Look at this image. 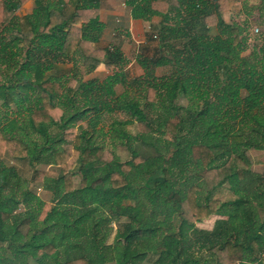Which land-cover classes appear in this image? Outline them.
Wrapping results in <instances>:
<instances>
[{"label":"trees","instance_id":"16d2710c","mask_svg":"<svg viewBox=\"0 0 264 264\" xmlns=\"http://www.w3.org/2000/svg\"><path fill=\"white\" fill-rule=\"evenodd\" d=\"M24 1L2 0L0 264H264V171L248 166L250 147L264 150V30H251L264 0L255 15L248 0H125L133 19L160 18L135 77L96 44L99 0H76L69 18L61 0L16 16ZM232 1L242 8L226 20ZM66 59L71 75L46 76ZM101 63L111 74L83 84ZM5 155L27 160L30 178ZM34 182L51 193L37 214L19 208ZM212 215L225 218L197 226Z\"/></svg>","mask_w":264,"mask_h":264},{"label":"crops","instance_id":"0c3cea01","mask_svg":"<svg viewBox=\"0 0 264 264\" xmlns=\"http://www.w3.org/2000/svg\"><path fill=\"white\" fill-rule=\"evenodd\" d=\"M37 0H26L24 1L14 12L16 16H24L31 14L33 9L36 6ZM44 1H52V0H44ZM205 1H203L204 3ZM233 2V1H232ZM237 3V2H236ZM76 4V0H61V6L63 10V14L65 17L69 18L71 14L74 12V6ZM98 20L104 24V29L101 33L99 40L97 41V45L102 47H108L111 49H118L123 53L125 58L127 59V64L124 67V72H130L128 77H135L142 75L143 70L136 63V58L138 54L151 56L154 53L156 44L150 41V35L148 34V41L145 42L142 37V32L144 31V27L148 25L149 22H153V30L156 31V27L160 21L158 16H153L150 20L143 19H133L130 13V8L126 5L125 0H99V12H98ZM2 21V0H0V22ZM80 25V24H78ZM146 43V44H144ZM153 43L150 47L148 44ZM127 49H136L135 54H130L132 56H127ZM76 58V57H75ZM78 58V56H77ZM71 60V59H70ZM66 59L64 62L58 63L57 67H52L45 71L46 76L52 74H58L59 71H66V68H73V61ZM132 69L135 71L136 75L132 74ZM100 71H105L106 77L111 74V70L107 69L106 66L101 63L99 64L91 74L94 73L92 78H100L97 74H100ZM67 73V71H66ZM117 87V85H116ZM115 87V89H116Z\"/></svg>","mask_w":264,"mask_h":264},{"label":"rangeland","instance_id":"374dc122","mask_svg":"<svg viewBox=\"0 0 264 264\" xmlns=\"http://www.w3.org/2000/svg\"><path fill=\"white\" fill-rule=\"evenodd\" d=\"M249 2V5H252V11H253V14H258L260 12V10L257 9V0H248ZM242 8V5L239 3V2H229L228 3V6L227 8L223 11V16L226 20H230V18L236 13V12H239V10ZM1 23V22H0ZM153 22H149L147 26H145L143 29L144 31L142 32V37L144 38L145 42L148 41V34L151 35L153 32H155L153 30ZM251 30L252 32H255L253 31L254 27L258 28L259 30L257 32H259L260 30H264V21L263 19L259 18L257 20H253L252 21V25H251ZM156 40V39H154ZM150 41V42H153L156 44V41ZM153 43H150L148 44L150 47L152 46ZM146 44V43H144ZM128 52L126 53L127 56H132L130 54V51H132V53L135 54V50L136 49H127ZM123 54V53H122ZM134 57V56H132ZM77 66V65H76ZM66 71H67V75H71L72 72H73V68L70 67V68H66ZM65 71V72H66ZM132 74L135 76L136 73L135 71L132 69ZM100 74H97L98 77H101L103 78V76L106 74L105 71H100L99 72ZM125 74L126 76L128 77L130 75V72H126L125 70ZM76 79L78 80L79 79V76L78 74L76 75ZM94 76V73L91 74H86L85 77H83L82 79V82L83 84H86L90 79H92V77ZM62 88H65V86H62ZM124 90V85L122 84H117V87H116V91L117 92H121ZM181 102H183V100H181ZM185 104V102H184ZM2 100L0 99V112H3L2 110ZM26 112V111H25ZM25 112H21L22 114H16L12 117L14 118H21ZM4 122V121H2ZM2 125V124H1ZM4 126V125H3ZM131 132L133 131L132 130V126L128 128ZM170 136V135H169ZM167 136V137H169ZM108 145V144H107ZM242 147H247V146H242ZM136 149H139L140 152L144 153L145 150H147L150 154H153V150L148 147V146H144V145H139L138 148ZM114 151L115 153L119 156V158L121 160H126L128 158H130V153L129 151L127 150V148L125 146H121V145H116L114 147ZM249 151V154H250V157H251V163L249 166V168L252 169V171L254 172H258V173H262L264 171V150H262L261 148L259 147H250V149L248 150ZM3 162L8 165V166H13L15 168V170L18 171V173L23 176L24 178L28 179L30 178L31 176V173L33 171V168L30 166V164L28 163L27 160H18V159H14L12 157H10L9 155H5L3 157ZM245 165L247 164H242L241 162H235L234 166H233V169H238V168H243ZM37 168H40V169H47L50 167L49 164H44V163H40V164H37L36 166ZM74 181V185H77L78 184V178H74L73 179ZM32 193H34V196L36 197L34 200L30 201L29 205H19V208H27L28 206L30 207V209L33 210V212H35L36 214L38 213V209L40 207V203H42L43 201H49L50 199V195L51 193L48 192V191H45L44 188H43V185L40 183V182H34V183H31L30 184V188H29ZM203 192L205 193V190H203ZM217 198H219L220 200H224L225 198H228V197H231V193L227 192L226 190H223V191H220L218 193H216V196ZM26 210V209H25ZM259 216L260 218H264V211H259ZM225 218L224 216H221V215H212L210 216L209 218H206L204 219L202 222L198 223L197 226L199 228H202V229H212L215 225V222L216 220L218 219H223ZM119 224L120 222H114V221H111L109 224H107L108 226L111 227V230L109 235H108V238L106 239L107 243H113L114 242V236L116 234V231L119 229ZM116 258L115 257V254L113 255V259ZM155 260V257L151 255V257L149 259H143L141 260V264H150L152 263L153 261ZM106 264H117V260H113V261H109L107 262Z\"/></svg>","mask_w":264,"mask_h":264},{"label":"built area","instance_id":"2783aa9c","mask_svg":"<svg viewBox=\"0 0 264 264\" xmlns=\"http://www.w3.org/2000/svg\"><path fill=\"white\" fill-rule=\"evenodd\" d=\"M259 29L258 28H256V27H254V29H253V31H255V32H257ZM153 37L155 38L156 36L155 35H153Z\"/></svg>","mask_w":264,"mask_h":264}]
</instances>
